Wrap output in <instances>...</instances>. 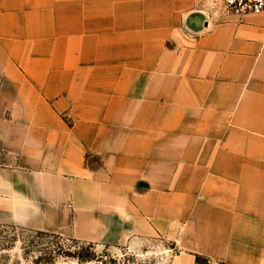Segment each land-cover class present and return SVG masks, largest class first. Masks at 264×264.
I'll return each instance as SVG.
<instances>
[{
  "label": "crops",
  "instance_id": "1",
  "mask_svg": "<svg viewBox=\"0 0 264 264\" xmlns=\"http://www.w3.org/2000/svg\"><path fill=\"white\" fill-rule=\"evenodd\" d=\"M0 225L264 264V14L0 0Z\"/></svg>",
  "mask_w": 264,
  "mask_h": 264
},
{
  "label": "rangeland",
  "instance_id": "2",
  "mask_svg": "<svg viewBox=\"0 0 264 264\" xmlns=\"http://www.w3.org/2000/svg\"><path fill=\"white\" fill-rule=\"evenodd\" d=\"M197 15L218 21L225 0H194ZM160 245L147 251L111 252L56 235L0 225V264H160Z\"/></svg>",
  "mask_w": 264,
  "mask_h": 264
},
{
  "label": "built area",
  "instance_id": "3",
  "mask_svg": "<svg viewBox=\"0 0 264 264\" xmlns=\"http://www.w3.org/2000/svg\"><path fill=\"white\" fill-rule=\"evenodd\" d=\"M224 14L244 17L264 14V0H225Z\"/></svg>",
  "mask_w": 264,
  "mask_h": 264
}]
</instances>
